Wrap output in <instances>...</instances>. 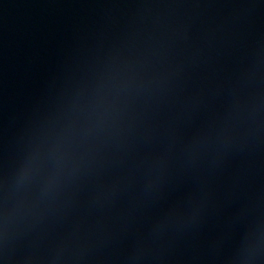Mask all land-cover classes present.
Returning <instances> with one entry per match:
<instances>
[{"label": "water", "instance_id": "1", "mask_svg": "<svg viewBox=\"0 0 264 264\" xmlns=\"http://www.w3.org/2000/svg\"><path fill=\"white\" fill-rule=\"evenodd\" d=\"M153 0H0V91Z\"/></svg>", "mask_w": 264, "mask_h": 264}]
</instances>
